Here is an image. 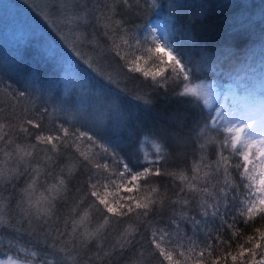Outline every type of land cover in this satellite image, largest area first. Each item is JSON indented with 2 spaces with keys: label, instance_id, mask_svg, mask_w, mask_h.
<instances>
[{
  "label": "trees",
  "instance_id": "obj_1",
  "mask_svg": "<svg viewBox=\"0 0 264 264\" xmlns=\"http://www.w3.org/2000/svg\"><path fill=\"white\" fill-rule=\"evenodd\" d=\"M47 1L49 10L46 13L49 15L47 14L46 19L36 13L37 25L29 23L28 17L24 21L27 29H41L24 34L23 41L19 35H14L20 41H16L17 38L8 51L0 53V59L5 60V64L0 63V88H3L0 92L12 96L11 88L16 86L18 80L33 86L31 81L40 85L44 83L41 80L57 79L63 60L69 61L75 69L78 83L64 95H61L58 85L53 91L51 88L52 100H59L60 108L53 109L51 106L50 111L46 108L47 111L43 112L45 108L42 106L25 116L20 126L14 129L4 127L1 130L0 135H5L6 139L13 137L21 148L32 152L31 156L24 157L27 160L26 164L19 165L17 174L11 181L14 187L11 190H18L20 193L31 183L33 177H37L34 190L38 188L44 191L46 187L50 188L57 182L58 176H67L68 169L73 168L72 175L75 179L69 186L71 195L66 196L67 206H64V200H58L54 211L61 217L59 223L61 228H64V220H68L69 232L72 228L71 220L80 219L85 213L89 219L98 220L100 225L98 235L87 239L79 252H93L102 256L101 251L113 250L111 244L116 245L122 233L138 227L137 218L129 214L131 218L123 217L121 221L106 210L97 211L93 205L95 198L90 197V190L88 195H85L86 185L82 184L80 168L75 159L79 156L76 152L77 147L81 151L85 150L83 143H73L71 147L65 149L57 165L53 166L49 160L50 156L55 155L49 151L51 145L39 144L35 134L62 135L60 123L63 122L65 127H70L81 116L85 117L82 123L90 127L89 117L94 118L98 112L103 111L106 120L103 135L112 138L116 152L125 158L131 167L136 168L145 161L156 158V151L148 145L146 148L149 155L145 159L140 148L141 143L149 144L152 141L160 147L171 144L174 147L166 151L178 153L179 158L173 159L169 156L165 169L175 170L177 173L183 171L189 179L196 175L193 167L201 155L206 161L219 159V145L226 140L227 149L223 155L228 157V171L231 174L229 179L240 185L235 193L236 199L230 205L227 223L209 217L208 228L203 231L193 234L191 227L186 226L191 243L185 239L183 246L178 249L174 248L171 242H166L164 246L173 250L174 259H178L180 264H197V261L212 264L213 260H216L217 264H233L229 253L238 255L240 246L250 248L257 242L259 236L257 229L264 231V216L258 215L245 223L248 201L252 199V196H249V192H252V183L248 179H243L241 183L243 168H238L237 165H241L243 161L238 149L231 147L227 132L220 125L212 123V109H208L191 96H188L191 102L184 103L177 93L184 83L201 79L212 80L219 90H223L226 82L239 81L241 80L239 78L243 79V75H250L253 70L264 65V56L260 59V54L264 52L261 46L259 48V45H264V0H155V7H151L152 0H149L148 5H140L142 10L138 15L135 10L127 12L116 4H109L111 9L109 14L113 20L122 21L123 30L116 29L114 25L106 27L105 21L97 22L94 17H87L86 21L73 20L69 13L55 12L51 9L50 6L59 3V0ZM104 2L105 0H101V3ZM0 11L5 12L2 7ZM1 13L0 32L10 24L15 25V22L20 21L19 18ZM30 15L33 16L31 10ZM163 15L170 16L173 23L174 30L169 36L171 49H176L179 44L192 55L194 63L203 65V69L196 72L189 81H183L182 77L180 80L174 79L175 74L171 72L168 60L155 50L156 41H153L151 31L148 27H142L144 21L149 19L152 21ZM186 33L190 34L191 39ZM41 41L45 44L43 53L40 49ZM5 53L9 58H3ZM137 68L139 71H136ZM161 68L165 70L163 75L167 78L157 77L160 81L157 85L153 82L152 74ZM145 73L148 75L145 76ZM24 87L20 86L19 91H24ZM138 96L142 99H136ZM143 99L150 100V103L145 105ZM66 110H69V113L65 112ZM176 116L187 117L188 126L196 122L202 127L205 122H209L211 127L200 141L185 144L181 138L170 135L174 131H181L174 119ZM7 119L6 115L4 120ZM26 119H32L41 125L39 129L27 126L33 133L31 136H27L21 130ZM186 130L187 128L183 129ZM207 138H211L213 142L207 143L205 150L201 152L199 144L205 143ZM2 145L0 144V147ZM33 145L36 147H32ZM96 151L98 149H92V152ZM121 169L122 165L110 161V171L104 175H109L115 183L107 189H99L100 195L117 211H127L129 206L135 207L136 201L142 200L151 187H156L160 193L170 196L174 192H179L180 187H185L187 191L186 185L181 183L177 174L175 178L152 177L146 187H134L133 192L128 193L124 191V187L133 185L128 180L119 179ZM207 171L208 169L201 168L199 176L203 177ZM217 179L223 184L225 179L223 165ZM192 182L197 186L200 183L199 180ZM215 182L213 180V183ZM139 183L143 184V181ZM245 185H251V188ZM96 203L98 204V201ZM190 203L189 215L198 213V200ZM121 205L124 207L121 208ZM72 208H75L74 213L71 212ZM100 208L103 209V206ZM228 224H232V227H228ZM161 227L163 225L159 223L158 217L151 218L136 236L135 246L127 251L120 264H131L135 255L142 254L153 259L149 264H168L158 251L149 246L151 232ZM209 230L212 232L214 245L211 256L205 251L209 242L206 232ZM217 230L220 243L216 242ZM3 234L4 232L0 236ZM249 236L253 237L251 242L248 240ZM111 239L115 240L110 244L108 241ZM224 241H227V244H224ZM181 251L184 252V256L179 255ZM202 251L205 253L203 257L200 256ZM76 252L77 250H72L70 255ZM250 259L252 257L246 254L244 264ZM106 261L95 259L88 264H106ZM236 264H241L239 257Z\"/></svg>",
  "mask_w": 264,
  "mask_h": 264
},
{
  "label": "snow or ice",
  "instance_id": "obj_2",
  "mask_svg": "<svg viewBox=\"0 0 264 264\" xmlns=\"http://www.w3.org/2000/svg\"><path fill=\"white\" fill-rule=\"evenodd\" d=\"M148 3L149 0H105L104 3H101V0H84L83 3L81 0H59V3H53L50 7L55 12L69 13L73 20L86 21L87 17H94L97 22L101 20L105 21L106 27L114 25L116 29L123 30L122 21L113 20L112 16L109 14L111 12L109 4H116L120 8L126 9L127 12L135 10L138 15L142 10L140 5H148ZM151 7H155V0H152ZM142 27L151 28L152 39L155 42L157 38L154 34L158 27L152 25L150 19L144 21ZM186 35L191 39L190 34L186 33ZM155 50L167 57L171 72L175 74V80H180L182 77L183 81H189L196 72L203 69V65L194 63L192 55L179 44L176 49L173 50L166 45H162L160 42H155ZM117 55H119V53H117ZM136 71H139V68H137ZM164 72L165 70L161 68L159 71L152 74V79L155 84H160L157 77L161 79L167 78L163 75ZM147 75L148 73H145V76ZM179 86L180 85H178V87ZM190 91L189 88L183 87V90L178 91L177 95L182 102L189 103L191 102L188 99ZM12 95L15 97L17 93H12ZM25 95L26 91L18 92V96L21 98ZM136 99L141 100L142 98L138 96ZM142 102L147 105L150 103V100L143 99ZM42 111L46 112L47 109L45 108ZM89 118L88 123L91 125L90 127L82 123L85 117L81 116L80 119L75 120L70 127H65L63 122H61L59 126L63 133L62 135L57 134L53 136L40 133L35 134V139L39 144L51 145L49 151L55 155L50 156L49 160L53 166L57 165L65 149L71 147L73 143H83L85 150L81 151L80 148L77 147L76 152L79 153V156L75 157V159L80 168L82 184L86 185L84 188L85 195H88L90 190V197L95 198L93 200V205L96 207L97 211L106 210L107 213L120 218L121 221L123 217L131 218L129 214L137 218L138 227L128 229L125 233H122L116 245L113 246L112 252H104L105 257H115L116 264H120L127 255V251L135 246L136 236L139 235L141 229L149 223L151 218L158 217L159 223L163 225V227L154 229L151 232L149 246L158 251L159 255L163 257V260L167 261L168 264H180L178 259H174L173 250L164 246L166 242H171L173 247L177 249L183 246L185 239L191 243V237L187 236L186 226L191 227L193 234L203 231L208 228L209 217L213 218V220L219 219L222 223H227L226 217L230 213V205L236 199L235 193L240 185L229 179L231 174L228 171V157L223 155V152L227 149L226 140L219 145V159L216 161H206V158L201 155L200 160L196 162L193 167V171L196 175L189 179L183 171L177 173L175 170L169 171L165 169V164L169 156L173 159L179 158L178 153L166 151V149H172L174 147L173 145L168 144L165 147L157 146V155L155 159L147 160L144 164H140L138 167L133 168L125 158L118 155L115 150L116 145H114L112 138L103 135V131L106 127L103 111L98 112L94 118ZM174 119L177 122V127L181 129V131H174L170 135L181 138L185 144L200 141L205 137L206 132L211 127L209 122H205L202 127L196 122L188 126L187 117L176 116ZM29 125L33 129H39L41 127L40 123L32 119H26L21 130L27 136L33 135L27 127ZM4 127V124H0V130ZM8 127L14 129L15 125L9 124ZM251 127L252 125L250 124H244L234 129L237 135L232 137V148L235 149L238 142L246 144L249 149L258 144L254 158L264 165V140L257 142L248 138L242 141L239 135V133L244 131V128ZM184 128H187V130L183 131ZM229 131H233V129H229ZM212 142L211 138L205 139V143L199 144V150L203 152L205 150V145ZM11 143L12 141L10 138L6 139L5 135H0V144H3V147H0V152H3L6 158L5 160H0V185H3L5 182H11L14 175L17 174L16 169L8 167V159L18 156L20 158L19 162H24V157L32 155L31 151H26L19 145L16 147L14 153L12 151H6L5 149H7ZM89 144L91 147H89ZM57 145H60V147L58 148ZM32 147H36V145ZM92 149H98V151L92 152ZM239 154L243 157V163L237 165L238 168H243L241 183L243 179L254 182L256 179L253 174L255 172V165H253L251 169L249 168V164L252 163L249 152L245 151ZM110 161L122 165V169L118 174L119 179L121 181L128 180L129 183L133 185V187H124L125 192H133L134 187H146L152 177L167 176L175 178L177 174H179L181 183L186 185L187 191H185V187H180L179 192H174L170 196L160 193L156 187H151L148 194L144 196L142 200L136 201L135 207L129 206L127 211H117V209L109 204L99 192L100 188L107 189L111 184L115 183L109 175H104V173L110 171ZM222 165L224 167L225 176L223 184L217 179ZM176 167L178 168L179 166L177 165ZM201 168L208 169L203 177L199 176ZM73 170L74 169L70 167L67 176H58L57 182L47 190L48 195L36 201L33 200V192L34 185L37 183V177H33L31 183L22 190V197L17 202L16 207L19 209V212L13 214L9 222L0 224V229L7 230L13 234V238L7 241L9 246L18 245L20 238L24 235L35 237L36 244L44 246L46 251L44 253V258L40 260L39 264H64L65 260L74 259V257L70 255V252L72 250H77V254L79 255V250L83 243L87 239L96 236L100 231V228L91 232L88 231L85 225L87 213L81 216L79 220H71L72 228L70 232L68 231L67 219L64 220V228L59 226L61 217L57 215L54 209L57 207L56 202L58 200H64V206H67L68 201L66 196L71 195V188L69 186L72 185V181L75 179V176L72 175ZM193 180H199V185L193 184ZM213 180L216 182L213 183ZM104 181H107V183ZM140 181H143V184H140ZM259 185L260 186L255 189V193L249 192V196L255 195V199H250L248 201L246 210L247 220L245 223L253 220L258 215L264 216V172L260 174ZM120 186L123 185H118V187ZM245 187L251 188V185H245ZM230 196L231 199H229ZM194 200H198L199 212L194 215H189V211H191L190 202ZM96 201H98V204ZM101 205L103 209L100 208ZM123 207L124 206L121 205V208ZM71 212L74 213L75 208H72ZM0 215H3L2 207H0ZM241 215H244V213H241ZM17 216L18 218H16ZM34 216L37 222L42 219V223L34 224ZM107 221L108 217L106 216L105 222ZM81 226H84V232L82 234L77 232V229ZM102 227L101 225V228ZM228 227H232V224H228ZM37 229H39V236L37 235ZM257 232L259 233L257 242L252 244L250 248L240 246L238 255L229 253L233 264H236L238 257L240 258L241 264H244V257L246 254L252 257V259L247 261V264H264V243H262L264 242V231L257 229ZM206 235L209 237V242L205 251L208 256H211L214 248L211 230L207 231ZM218 236L219 232L217 230L216 242L220 243ZM69 237H71V240H69ZM248 240L251 242L253 237L249 236ZM0 243H3V241L0 240ZM223 243L227 244V241ZM69 244H71V248ZM204 254L205 253L202 251L200 256L203 257ZM179 255L184 256V252H179ZM31 256L33 260H35L38 253L32 252ZM48 256L54 259H47ZM257 256H259V259H257ZM89 259L91 260V258ZM96 259L99 260L102 259V257L97 255ZM19 264H31V262L20 260ZM197 264H203V262L197 261ZM212 264H217V261L213 260Z\"/></svg>",
  "mask_w": 264,
  "mask_h": 264
},
{
  "label": "rangeland",
  "instance_id": "obj_3",
  "mask_svg": "<svg viewBox=\"0 0 264 264\" xmlns=\"http://www.w3.org/2000/svg\"><path fill=\"white\" fill-rule=\"evenodd\" d=\"M0 7H2L5 11L2 13L0 11L1 14H9L10 16H14L20 20V23L15 22V25L10 24L11 26L9 25L1 30L0 53L14 45L15 40L18 38L14 37V35H19L20 39L23 41L25 38L24 34L30 31L34 32L41 29H27L24 24V21H26L27 17L29 23H35L37 25L38 21L36 19V13H38L40 17H45V19L49 15L46 13L47 10H49V3L47 0H0ZM30 10L33 12L32 17L30 15ZM151 22L152 25L158 27L154 34L157 38L156 42H160L162 45H166L171 48L169 36L174 30L171 17L168 15H163L156 17ZM148 28L151 31V28ZM20 39L18 38L16 41H20ZM36 43L38 42L36 41ZM40 44L41 53H43V50H45L44 41H41ZM260 46L264 52V45H259V48ZM9 56L11 55L9 54ZM262 56H264V53L260 54V59H262ZM3 58H9L7 53H5ZM165 59L167 60V57H165ZM4 62V59H0V63ZM61 62L63 65H61L60 75L57 79L47 78L41 80L44 83H40V85H37V83L35 84L34 81H31L33 86H30L27 82L23 83V80H18L16 81V86L11 88V90H13L12 93H17V96L15 97H13V95L10 96L3 93L1 94L0 92V124H4L8 129L10 128L8 127L9 124H14L15 127H18L21 125L24 117L33 113L37 108L43 106V108H47L49 111L51 110V106L53 109L60 108L59 103L61 102L57 99L52 100V94L50 92L51 88L53 91L55 86L58 85L61 95H64L78 83L76 80V71L69 61L63 60ZM260 63H262V60ZM248 75L249 74L243 75V79L239 78L241 80L233 83L226 82L224 84L223 90H219L212 80L206 79H201L191 83L186 82L180 88V91L183 90V87L189 88L191 91L189 92L188 96L197 99L208 109H212V123L220 125L227 132L231 147L232 137L237 135L234 129L236 127L243 126L244 124H250L252 127L244 128V131L239 133L242 141L247 140L248 138H251L257 142L264 140V65H262L261 68L253 70L252 74L250 73V75ZM23 84H25V87ZM20 86L24 87V91H26V95L22 98L18 96ZM2 89L3 88H0V91ZM65 112L69 113V110H66ZM6 115L8 116V119L4 120ZM229 129H233V131H229ZM10 139L12 143L5 150L12 151L14 153L18 143H16L17 141H15L13 137ZM148 145L152 147L153 151H156L158 146L157 143L152 141H150L149 144L146 142L141 143L140 148L142 149L145 159H147L149 155V151L146 148ZM1 147H3V145ZM257 147L258 144L254 145L250 149L246 146V144L239 142L236 144V149H238L239 153H243L245 151L249 152L250 159L252 160V163L249 164V168L251 169L253 165H255V172L253 174L256 179L254 182L251 181L252 193H255V189L260 186L259 177L260 174L264 172V165H262L259 160L254 158ZM240 157L243 161V157L241 155ZM5 159L6 158L4 157L3 152H1L0 160ZM19 160L20 158L18 156L8 159V167L18 171L19 165L21 163L26 164L27 162L25 159L24 162H19ZM6 188L9 189L5 190ZM13 188L14 187L11 182H5L3 185H0V207L3 209V215H0V224L9 222L10 217L13 214L19 212V209L16 207V205L21 199L23 192L20 191L19 193L18 190L12 191L11 189ZM48 189L49 187H46V190L44 191H40L38 188L35 189L33 192V200L36 201L40 200L42 197H46L48 195ZM252 199H255V195H252ZM16 218H18V216ZM33 220L34 224L42 223V219L41 221L37 222L35 216L33 217ZM85 225L90 232L96 230L100 226L98 220L89 219L88 217L85 221ZM2 232H4V234L3 236H0V240L3 241V243H0V264H19L20 260L30 261L31 264H39L40 260L44 258L46 249L43 245L36 244L35 237L24 235L22 238H20L18 245L9 246L7 241L13 238V234L7 230L0 229V234ZM77 232L82 234L84 232V226L79 227ZM37 235L39 236V229H37ZM114 240L115 239H111L108 242L111 244ZM111 246L113 247V244H111ZM69 247L71 248V244H69ZM81 248H83V245ZM32 252L38 253V256L35 260H33L31 256ZM104 252H112V250L101 251L102 259H100V261L107 260L106 264H116V258L105 257ZM71 256L74 257V259H67L65 260L64 264H88L89 261H94L97 257L95 253L86 251L81 252L79 255L76 252ZM89 258H91V260ZM47 259L51 260L54 258L48 256ZM151 260L153 259H149L143 254L135 255L131 264H149Z\"/></svg>",
  "mask_w": 264,
  "mask_h": 264
}]
</instances>
